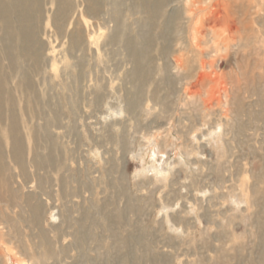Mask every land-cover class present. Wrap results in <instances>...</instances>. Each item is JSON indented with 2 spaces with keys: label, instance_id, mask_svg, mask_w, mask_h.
<instances>
[{
  "label": "rangeland",
  "instance_id": "374dc122",
  "mask_svg": "<svg viewBox=\"0 0 264 264\" xmlns=\"http://www.w3.org/2000/svg\"><path fill=\"white\" fill-rule=\"evenodd\" d=\"M0 264H264V0H0Z\"/></svg>",
  "mask_w": 264,
  "mask_h": 264
}]
</instances>
